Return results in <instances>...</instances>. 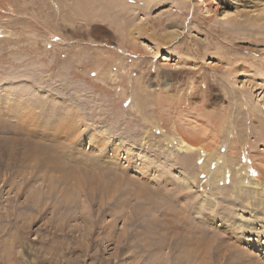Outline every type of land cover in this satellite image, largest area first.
<instances>
[{
    "label": "rangeland",
    "instance_id": "1",
    "mask_svg": "<svg viewBox=\"0 0 264 264\" xmlns=\"http://www.w3.org/2000/svg\"><path fill=\"white\" fill-rule=\"evenodd\" d=\"M203 1L0 0V264H264V0Z\"/></svg>",
    "mask_w": 264,
    "mask_h": 264
},
{
    "label": "bare ground",
    "instance_id": "2",
    "mask_svg": "<svg viewBox=\"0 0 264 264\" xmlns=\"http://www.w3.org/2000/svg\"><path fill=\"white\" fill-rule=\"evenodd\" d=\"M203 1V0H202ZM204 2V4H206V1H203ZM208 5H210L209 7H211L212 8V5H213V3L211 4H208ZM246 6H248V5H246ZM208 7V6H207ZM237 5L235 6V8L237 9ZM233 9H235L234 7H232ZM210 9V8H209ZM247 10V9H246ZM252 12V11H251ZM251 12H245V11H243V10H241L240 12H237V14H236V18L234 19V22H238V20H239V18L241 19V18H244V21H243V23H245V22H248V21H250V20H253V19H251L252 18V15L250 16V13ZM254 17V16H253ZM257 17H255V19H254V21H255V24L256 25H258V26H260V27H264V24H262V26L261 25H259L258 24V22L256 21L257 19H256ZM259 20V19H258ZM262 21V20H261ZM240 22V21H239ZM181 41V40H180ZM183 42V41H182ZM184 44V43H183ZM181 139H183V138H181ZM182 141H184V139L182 140ZM192 149H194L193 148V146H190L189 144H187L186 142H184L183 144H182V146L180 147V150H182V151H188V150H192ZM257 182L258 183H262L263 185H264V178H260V177H258L257 178ZM160 207V206H159ZM183 207V206H182ZM167 208H169V207H167ZM161 209V211H159L160 210V208H159V210H158V208H157V212H155V213H159L160 215H164L163 214V212L164 211H166V210H168V209ZM174 208V207H173ZM184 209V208H183ZM156 210V209H155ZM185 210V209H184ZM175 210H173V212H174ZM176 212V211H175ZM216 214H218V210H216ZM167 214V213H166ZM165 214V215H166ZM173 214H176L177 215V213H173ZM164 215V216H165ZM169 214H167L166 216H165V218H167V216H168ZM182 216V215H181ZM180 216V217H181ZM184 216V215H183ZM173 216H171V218H172ZM175 217V216H174ZM176 219H178V218H176ZM172 220V219H171ZM175 220V219H174ZM174 220H172L173 222H174ZM182 223L183 222H185V218L183 217L182 219ZM193 220V219H192ZM203 220V219H202ZM209 220H211V219H209ZM257 221V220H256ZM176 223H178V222H176ZM246 224V223H245ZM248 224V223H247ZM246 224V225H247ZM255 225V224H254ZM198 226V225H197ZM178 227H179V225H178ZM264 227V226H263ZM263 227H261V228H263ZM168 229V228H167ZM182 229V228H181ZM191 229V228H190ZM257 229V226H254V227H249V226H247L246 227V230L248 231V232H251V233H255V230ZM171 230V229H170ZM177 230V229H176ZM175 230V231H176ZM185 229H183V231H184ZM194 230V229H193ZM198 230H201V229H198ZM197 231V230H196ZM212 231H216V230H212ZM177 232V231H176ZM177 233H179V232H177ZM227 234V233H226ZM176 235V234H175ZM172 238H174V237H172ZM171 238V239H172ZM177 238V237H176ZM185 238V237H184ZM240 238H241V236H240ZM178 239H182V238H178ZM236 239V238H235ZM238 239V238H237ZM252 240V239H251ZM177 239L175 240V241H173L172 242V244L173 245H175L177 242ZM181 241V240H180ZM238 242H239V239L237 240ZM257 242H256V245H255V247L258 249V250H260V249H262V248H264V229L262 230V231H260L259 233H258V236H257V240H256ZM176 242V243H175ZM229 242H230V240H229ZM255 242V241H254ZM175 243V244H174ZM205 243H207L205 240H202V241H197V242H193V241H190V239H183V241H182V244H181V246H183L184 247V245H190V244H192V245H194V246H196V247H198V246H204V244ZM242 243V242H241ZM210 245H211V243H210ZM175 247V246H174ZM176 247H177V245H176ZM176 247H175V249H176ZM212 247V246H211ZM213 247H215V246H213ZM199 248V247H198ZM197 248V249H198ZM234 248L235 249H238L239 251H241L242 253H246L245 251H242L240 248H238L236 245L234 246ZM177 249H179V248H177ZM171 251L173 250V249H170ZM263 250V249H262ZM204 251V252H203ZM202 252L203 253H205V254H202ZM217 252H219V249L217 250ZM204 255V256H202V255ZM211 255H212V253H211V249L209 248V247H206L205 246V249L204 250H202L201 251V253L199 254V256H201V257H199L198 256V259H197V261H198V263L199 264H204V263H206V261L208 260V259H211L210 257H211ZM254 256V255H253Z\"/></svg>",
    "mask_w": 264,
    "mask_h": 264
}]
</instances>
